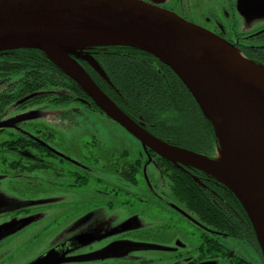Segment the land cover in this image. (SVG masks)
Instances as JSON below:
<instances>
[{"label": "water", "instance_id": "obj_1", "mask_svg": "<svg viewBox=\"0 0 264 264\" xmlns=\"http://www.w3.org/2000/svg\"><path fill=\"white\" fill-rule=\"evenodd\" d=\"M95 45H128L170 68L211 122L218 142L216 153L224 138L232 143L238 163L234 179L215 175L219 173L217 155L207 158L163 142L125 114L72 57L79 49ZM18 47L41 49L97 109L142 146L228 186L249 217L264 262V64L247 58L215 33L142 0H0V51ZM47 50L57 52L63 64L51 59ZM95 67L100 69L97 63ZM136 248L163 247L114 241L93 253L71 257L51 248L28 264L104 259Z\"/></svg>", "mask_w": 264, "mask_h": 264}, {"label": "flooded vegetation", "instance_id": "obj_2", "mask_svg": "<svg viewBox=\"0 0 264 264\" xmlns=\"http://www.w3.org/2000/svg\"><path fill=\"white\" fill-rule=\"evenodd\" d=\"M142 1L176 13L180 18L185 19L191 24L194 23L197 26L210 31L212 34L215 33L217 36L233 45L236 49L238 48L247 57L264 63V25L254 31H246L244 29H240L241 24L240 22H237L239 19L246 17L247 15H257V11H259L258 8L264 5V0ZM77 103L82 106V108H80L82 114L81 116L85 119V114H87L88 111H91L90 106H87L90 104L87 100L82 98H78ZM65 107L69 108L71 105L63 106L62 108ZM39 108L41 109V106H39ZM55 113L53 116L56 115ZM57 128L66 129L74 127L61 128L58 126ZM35 129L36 132L30 136H33L35 139V136L38 135L36 139L42 143L39 145V147L26 146L22 150H16L15 147H12L14 154H17L14 159L22 157L24 162H15L13 164L10 169V171L13 173L12 177L25 176L26 182L29 184V189L43 187L45 190L48 188L81 192L82 189L80 188L83 187L81 181L82 175H87V177L94 180L99 186L93 191L91 200L94 203L90 204L91 206L88 207V210L91 208L97 209L102 206L111 207L113 205V200L120 196L123 198V202L121 204L125 202L127 205H129L131 202L137 201L139 204L143 205V207H154L164 211L166 213L164 216H172L176 219L175 221L178 219L179 221L181 220L182 223L180 224L184 225V228L182 229V235L176 231L174 236L169 238L172 239L171 242H173L174 245L169 247L165 245H159L163 248H159L158 250L167 253L176 250L177 253L174 255L176 257L175 259H167L165 262L163 261V264H172V260L179 261L182 254H184V256L182 258L181 264H208L213 259L219 257H226L229 264H253L252 261L243 257L242 255L236 254L235 252L231 251V249H226L223 242V239L225 238H235L243 243H248L252 249L256 250V252L258 251V254L262 260L261 251L258 248L257 242L256 245L250 243L249 240L243 236V234V238H241L235 234L232 235L219 229L210 228L204 223L202 219H198L194 213L188 211L185 208L184 203H187V201L189 203L194 201V199L190 196H194L195 192L199 193V195H203V197L207 200H211V193L223 199L229 197L228 193L225 190L223 191L219 186L211 184L209 181L207 182L201 176H195V173L190 168V165L186 166L178 162L177 165H169L171 168L168 166H163L166 164H164V162H166L164 160L168 159L163 158L157 153L152 152L149 148L142 146L136 139V143L134 144L135 150L132 152H130L127 148H121L120 150L110 152V154L106 155L101 148L96 147L103 154L99 157V162H97L98 160L95 156H88V154H91V152L87 153V157L83 156V151H81L79 148L80 145L85 143L89 144L90 142H95V140H88L87 142L85 141L80 143L78 142L76 148H71L77 153V157H71L69 154V149L62 148V145L58 143L59 138L56 129L47 127H44L42 130L37 128ZM37 131L43 132L44 135L37 133ZM95 144L97 146L96 142ZM81 148L84 147L81 146ZM88 149L90 151L91 148ZM149 164H153L157 167L158 180H154L153 176L150 175L149 172L147 173L146 170L148 169L147 166ZM93 169L113 170L115 174L130 181L134 187L140 189L141 194L137 192L133 193L124 188L122 189L115 187L114 185L110 186L97 176L92 178L93 175L91 172ZM166 169L171 170L170 174L164 172ZM20 170H22V172H19ZM189 174L191 178L188 181L181 180L183 176L188 177ZM177 176L182 178L177 180ZM182 189H185L188 192L184 196L183 192H180ZM33 202L34 201H32V204H35ZM15 204H8L5 201L0 202V208L13 207ZM18 207L22 206L19 205ZM231 207L232 209H235V207ZM15 208L12 209L14 210ZM236 210H234V212L238 213L240 221L234 223V227L245 229V218L238 209ZM179 221L177 223H179ZM131 224L132 223L128 221V224H126L125 227H128ZM125 227L118 228L116 231L118 232ZM13 229L14 228L12 227L10 230ZM177 235H181L184 241L177 238ZM169 239H167V241ZM125 240L131 241L133 243L139 242L145 244L138 240L134 241L128 237H116L114 239L107 240L104 242V244L101 243L97 248H93L88 252H81L79 249L82 247V244L87 241V238L81 236V238L74 237L71 238V240L63 239L59 243L50 246L49 249L55 248L59 251H64L65 257H71L86 253H93V251L103 249L109 243ZM175 242L177 243L175 244ZM147 249L136 248L135 250H131L129 252ZM126 254L121 256L115 255L104 257V259L93 258V260H86L83 262L72 261L61 264H114L117 259L125 257ZM177 256H179V258H177Z\"/></svg>", "mask_w": 264, "mask_h": 264}, {"label": "trees", "instance_id": "obj_3", "mask_svg": "<svg viewBox=\"0 0 264 264\" xmlns=\"http://www.w3.org/2000/svg\"><path fill=\"white\" fill-rule=\"evenodd\" d=\"M79 52L72 57L84 71L88 72L101 90L125 114L137 123L143 124L149 134L175 147L188 149L207 158H214L217 155L218 142L215 132L197 100L175 73L153 55L128 45H95L79 49ZM93 63H97L99 71ZM26 97L29 98L25 99ZM78 98L87 100L90 104L87 106L103 115L77 83H74L67 73L51 62L41 49L18 47V49L0 51V116L10 109L32 104L39 105L41 108L48 105L68 106L77 103ZM81 115L80 108H61L56 111V125L61 128L77 127L83 119ZM37 133L43 134L41 131ZM32 137L24 134L3 139L0 142V149L4 148L12 152V147L16 150H22L26 146L39 147L42 143L36 139L38 135L35 139ZM96 147L95 142H90L80 145L79 148L83 151V156L87 157V153L91 152L88 156H95L98 160L103 154ZM88 148H91L90 151ZM164 161L166 164L163 166L168 167L178 163ZM1 162L6 163L9 169L15 162L24 163L22 157L13 158L9 162L2 158ZM190 168L195 176H201L207 182L219 186L228 193L229 197L223 199L211 193V200H207L203 195L195 192L194 196H190L194 201L184 203L185 208L194 213L198 219H202L210 228L235 234L241 238L243 234L250 243L256 245L257 241L249 217L233 191L200 169L192 166ZM164 172L170 174L171 170L166 169ZM181 178L177 176L176 179ZM190 178L189 174L188 177L183 176L181 180L188 181ZM81 181L83 186H86L90 178L82 175ZM180 192H183V196L188 193L185 189ZM236 209L245 218V229L234 227V223L240 221L238 213L234 212Z\"/></svg>", "mask_w": 264, "mask_h": 264}, {"label": "rangeland", "instance_id": "obj_4", "mask_svg": "<svg viewBox=\"0 0 264 264\" xmlns=\"http://www.w3.org/2000/svg\"><path fill=\"white\" fill-rule=\"evenodd\" d=\"M258 10L257 15H247L237 21L241 24L240 29L254 31L264 25V5ZM62 107L48 105L40 109L39 105L32 104L8 110L0 116V129H2L0 142L14 135H33L36 132L35 128L42 130L47 127L56 129L58 143L62 148L69 149L71 157H77V153L71 148H76L78 142L88 140H95L97 147L106 155L121 148H127L130 152L135 150V138L97 110L88 111L85 114L86 118L81 119L77 127L58 129L53 114ZM76 107L82 108L78 103L71 104V108ZM16 156L14 151L0 149V202L23 205L14 210L0 208V264H28L39 254L47 251L50 246L63 239L71 240L74 237L87 238L79 250L88 252L116 237H128L145 244L169 247L174 245L169 238H172L176 231L182 235L184 225L180 224L181 220L175 221L172 216H164L166 214L164 211L154 207H143L137 201L129 205L125 202L121 204L123 198L120 196L113 200L111 207L102 206L88 210L90 204L94 203L91 200L93 191L99 187L91 178L90 183L80 188L81 192L48 188L45 190L43 187L29 189L25 176L12 177L13 173L9 166L1 162L2 158L9 162ZM147 167V173L149 172L154 180H158L157 167L153 164ZM91 174L92 178L97 176L110 186L114 185L141 194L140 189L115 174L113 170L93 169ZM32 201L35 204H32ZM128 221L132 224L125 227ZM12 227L14 229L10 230ZM121 227L125 228L117 232L116 230ZM181 235L176 237L184 241ZM223 242L226 249L242 255L253 264H264L258 251L252 249L248 243L235 238H225ZM176 254V250L169 253L152 249L137 250L117 259L114 264H163L167 259H175ZM183 256L184 254L179 261L172 260V264H181ZM208 264H229V262L226 257H219Z\"/></svg>", "mask_w": 264, "mask_h": 264}, {"label": "bare ground", "instance_id": "obj_5", "mask_svg": "<svg viewBox=\"0 0 264 264\" xmlns=\"http://www.w3.org/2000/svg\"><path fill=\"white\" fill-rule=\"evenodd\" d=\"M47 52L49 53L51 59L61 65L63 64V60L57 52L52 50H47ZM222 142L223 145L219 149L215 159V164H217L216 166L219 168V173H215V175L220 179L224 178L228 181H232L234 179L235 172L237 171L238 163L236 162L235 153H233L232 143L228 142L225 138Z\"/></svg>", "mask_w": 264, "mask_h": 264}]
</instances>
